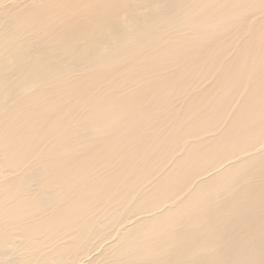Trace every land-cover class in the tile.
<instances>
[{
	"label": "bare ground",
	"instance_id": "6f19581e",
	"mask_svg": "<svg viewBox=\"0 0 264 264\" xmlns=\"http://www.w3.org/2000/svg\"><path fill=\"white\" fill-rule=\"evenodd\" d=\"M241 1L0 0V264H264V143L245 145L247 157L224 160L235 153L231 141L249 140L242 132L252 112L264 136V0ZM247 8L263 19L246 20ZM246 21H255L253 28ZM201 25L236 30L222 36L238 45L234 68L216 41L222 30L214 37ZM129 87L139 90L128 95ZM192 87L206 89L192 94L199 92ZM224 87L236 92V107L224 103H233L226 95L231 99L214 110L210 100L219 92L225 98ZM171 92L196 112L187 117L191 124L179 115L181 98L171 107ZM164 100L173 101L171 113ZM161 106L169 121L182 123L171 120L170 128L166 117L151 121L143 112ZM185 122L193 124L190 139L212 130L189 142ZM147 127H169L164 136L173 132L177 143L168 146L160 134L147 159L152 149L141 137L130 139ZM155 130L141 135L151 138ZM186 167L214 173L194 181ZM92 192L93 203L110 198L96 208L88 203ZM96 209L97 216L87 214ZM65 226L73 231L68 238Z\"/></svg>",
	"mask_w": 264,
	"mask_h": 264
},
{
	"label": "rangeland",
	"instance_id": "374dc122",
	"mask_svg": "<svg viewBox=\"0 0 264 264\" xmlns=\"http://www.w3.org/2000/svg\"><path fill=\"white\" fill-rule=\"evenodd\" d=\"M239 1H240V0H239ZM243 1H244V0H242L241 2H243ZM245 1H246V0H245ZM252 9H255V8H252ZM252 9H251V8H250V9L247 8V11H248L247 13H245V12H246V11H245L246 9L244 10V11H245L244 14L247 16V17L245 18L246 20H248V17L251 18L252 20H254V19H257L258 17H260V16L262 15L261 12L259 13L260 16H259V14L257 15V13H258L257 11H258L259 9H258V10H257V9H256V10H252ZM249 10H251V11H249ZM252 11H253V12H252ZM254 12H255V13H254ZM253 13H254V16H253ZM248 14H249V15H248ZM245 15H244V17H245ZM255 16H256V17H255ZM261 17L264 18V15H262ZM261 17H260V18H261ZM260 18H258V20H259ZM263 18H261V20H262ZM252 20H251V21H252ZM254 22H255V21H254ZM254 22H252V23H254ZM256 22H257V20H256ZM261 22H263V21H261ZM246 23H247V21H246ZM252 23H251V22H250L249 24L247 23L248 26H251V27H248V28H253L254 25L252 26V25H251ZM255 24H257V23H255ZM202 27H203V28H202ZM209 27H210V26H209ZM230 27H231V26H230ZM230 27H226V28L228 29V28H230ZM200 28H201V29H207V30L209 31V34L211 33L210 35H211V36L213 35L214 37H215V36H217V37L219 36V35H216V33H217V34H220V33H221V34H224V35H221V34H220V35H221V36H219L220 38H222V36H225V34H228V33H227L228 30L225 31L226 28H224V31H225V32H224L222 29H219L220 31L222 30L220 33H218V32H219L218 29H214L215 32H214V31H211V30H210L211 28H207L206 25H201ZM232 30H233V31H230V30H229V34L226 35L227 37H230V38H231V36H232L233 34L236 33V30H235V31H234V29H232ZM233 32H234V33H233ZM231 34H232V35H231ZM247 35H248L247 33H244L243 38H246ZM235 36H236V34H235ZM235 36H234V38H235ZM214 37H212V38H214ZM227 37H226V38L223 37L221 40H220V38H217L218 40L216 39V41H217L218 44H219V42H223V44L220 43V44L223 45V46L220 47L221 45L219 44L218 47H219V49H220V48L222 49V51L225 53V54L223 53L225 56L228 55L229 58H228V57H225V56L222 54V55L225 57V59H226L225 62L228 63V61H229V63H230V64L228 63L227 65L233 67V64H236L235 61L237 60V62H238V57H241V56L239 55V53H238L239 56H238V55H235V53L237 54V52L234 53V50H235V49L238 50V49H237V46H238V45H235L234 43H231V44H234V45H230V40H227V39H229V38H227ZM232 37H233V36H232ZM237 37H238V36H237ZM234 38L231 39V42H233V41L235 42L236 38H235V39H234ZM238 38H239V37H238ZM214 40H215V39H214ZM219 40H220V41H219ZM201 41L203 42V40H201ZM201 41H200V42H201ZM204 41H205V40H204ZM224 41H225L226 44L224 43ZM227 42H229V43H227ZM244 43H245V42H243V45H241V47H247L248 44H244ZM224 44H225V45H224ZM244 45H246V46H244ZM225 46H227L228 48L225 47ZM224 48H226V49H224ZM221 49H220V50H221ZM223 49H224V50H223ZM230 49H231V50L233 49V51H231ZM243 49H244V48H243ZM245 49H246V48H245ZM225 50H226V51H225ZM229 50H230V51H229ZM236 50H235V51H236ZM229 52H230V53H229ZM246 52H247V51H246ZM233 53H234V54H233ZM230 54H231V55H230ZM245 54H246V53L243 52L242 56L245 55ZM234 55H235V60H234V59H231L232 62H230L229 59H230L232 56L234 57ZM213 56H214V55H213ZM237 56H238V57H237ZM233 57H232V58H233ZM211 58H212V57H211ZM213 58H216V59H217V56L215 55ZM218 58H220V57H218ZM227 58H228V61H227ZM237 65H238V64H237ZM237 65H236V67H237ZM233 68H234V67H233ZM206 78H208V77H206ZM204 79H205V78H204ZM202 80H203V79H202ZM202 80H199V82H201ZM205 80H206V84H207V86H208V85L211 84V81H212L213 79H211V77H210L209 80H208V79H205ZM203 82H204L203 84L205 85V81H203ZM201 83H202V82H201ZM124 88H125V87H124ZM127 88H128V87H126L125 90H127ZM130 88H131V89H130ZM138 88H139V87H129L128 90H129L130 92L127 91V92H129V93H126V94L130 95L132 92L136 93V92L139 90ZM192 88H194L195 90H198V91H199V92H197V91L195 92L193 89H191V93H192V91H193L194 94H195V93H201V92H202V89H203V90L206 89V87H192ZM207 88H210V89H211L212 87H207ZM214 88H215V87H214ZM233 88H235V87H233ZM233 88H232V89H233ZM135 89H138V90L136 91ZM174 89H175V91L177 90L176 87H174ZM174 89L172 88V91H173ZM200 89H201V90H200ZM212 89H213V88H212ZM225 89H227V88L224 87V89H222V91L225 90ZM229 89H230V88H229ZM229 89H227V90H229ZM122 91H123V90H122ZM230 91H232V92L230 93ZM230 91H226V90L223 91V92H225V95H224L225 98H222V97H223V96H222L223 94H222V92H219V93H221V94H219L218 97L221 95V96H222V97L220 96V97H221V100H218V97H217V99L215 100V103L213 102V100H210V101H212V103H210V104H212L211 107L214 105V106H215V107L213 106L214 110H215V109H220V107H218V105L221 106V105H222V102L225 101L224 99H226V100L228 101V99L230 100L231 98H232L234 104H233V103H230V101H229V102H226V101H225L224 103H226V104H227L228 106H230V107H232V106H233V107H234V106L236 107V103H237V102L235 101V98H237V97H234V96L232 95L233 93L236 94V92H234L233 90H230ZM125 92H126V91H125ZM173 92H174V91H173ZM173 92H171V93H173ZM134 93H133V94H134ZM182 93H183V92H182ZM192 94H193V93H192ZM238 94H239V93H237V95H235V96L240 97L241 94H240V95H238ZM149 95H150V94H149ZM149 95H145V96H148V97H149ZM174 95H175V94L173 93L172 95H169V97H166V99L171 98V99H169V100H172V99H173V101H174V100L176 99V96H177V95H176V96H174ZM181 95H182V94H181ZM183 95H184V93H183ZM183 95H182V96H183ZM226 95H227L228 97H231V98H228V97L226 98ZM145 96H144V98H145ZM171 96H172V97H171ZM216 96H217V95H216ZM174 97H175V99H174ZM177 97H179V96H177ZM149 98H151V99H149ZM149 98L146 97L147 100L149 99V100L152 101V100H155L156 97H153V94H152ZM180 98H181V100H180ZM180 98H177L176 100L179 99L181 102L183 101V103H181V104H180L179 102H176V101H174V102H173V101L170 102L169 100H167V101L164 100V101L166 102V104H167L168 102H170V103L173 102V104H171V107H172V105L175 106V105H178V104H180L181 107L184 106V110H185V111L183 110V108L181 109V110H182V113L184 114V116H182L181 110L179 109L180 107H178V110H180V113H181V114L178 112V110H176V113H175V111H174L175 116H177V112H178L179 115H181V117H183V118H182L183 123H184V118L186 117V119H185V121H186V120H187V117H188L190 114L192 115V116L190 115V116L192 117V118H190V119H193V120H194V119H195L194 115H195L196 112L194 113V112L189 111V110H190V107H187V106L183 105L184 102H185V103H188L187 99H185V101H184V99H182V97H180ZM183 98H184V96H183ZM179 100H178V101H179ZM222 100H224V101H222ZM186 101H187V102H186ZM210 101H207V102H210ZM220 101H222V102L220 103ZM207 102H206V103H207ZM175 103H177V104H175ZM213 103H214V104H213ZM166 104H163V105H166ZM174 104H175V105H174ZM189 104H191V103H189ZM210 104L208 103L207 106H210ZM182 105H183V106H182ZM187 105H188V104H187ZM205 105H206V104H205ZM166 106H167V108H166L167 110H168V106H169L170 110H171V109L173 110V108L170 107V104H169V105L167 104ZM191 106H192V105H191ZM216 106H217V107H216ZM131 107H132V106H130L129 108L132 109ZM175 107H176V106H175ZM185 107H186L187 109H185ZM225 107H226V106H225ZM230 107H228V110L231 109ZM263 107H264V104H263ZM150 108H151V107H150ZM150 108L148 107V108H146V109L144 108L145 110H143V109H142V110H143V112H145V114L147 113V114L145 115V116H147V117L149 116L148 113L150 114V112H151V117H152V118L149 117V119L151 118V121L154 119L153 117H156L155 119H159V121L163 122V120H164L165 117H166L168 120H167V119L164 120V123H165L164 125H168V123H169L172 119H175V118H173V117H172V118L170 117L171 120L169 121V116H168V114H167V110L163 112V109H164L163 106H161V108L155 107V109L158 111V115H157V116H158V117H159L160 115H161V116H164V118L161 117L162 120H161L160 118H158L157 116H154V115H156L157 111H154V112H153L154 109L151 111ZM152 108H153V106H152ZM222 108H223V107H221V109H222ZM148 109H149V110H148ZM158 109H161V111L158 110ZM174 109H176V108H174ZM223 109H225V108H223ZM226 109H227V108H226ZM226 109H225V110H226ZM146 110H148V111H146ZM172 110H171V111H168V113H169V112L171 113ZM183 111H184V112H183ZM189 112H191V113H189ZM197 112H198V111H197ZM152 113H153L154 115H152ZM160 113H161V114H160ZM186 113H187V115L185 116ZM159 114H160V115H159ZM165 114H167V116H166ZM174 114H173L172 116H174ZM193 114H194V115H193ZM143 115H144V113H143ZM169 115H171V114H169ZM255 115H256V114H255ZM255 115H254V113L252 112V116H254V117H253L252 119H249V120H251V123H250V121H247V122H249V123H247L246 126H244V127H246V129H247V127H248V130L245 129L246 131H243V132H242V133L244 134L245 137L248 135V134L245 135V132L250 134V135H248V136H250V138L247 136V138L249 139V140H248L249 142H248L247 139L244 137V138L246 139L245 144H244V143H241V142L239 141V142H237V143H240V144H236L237 146H240L241 144H242V146H243V144H244V146H243V148H244L245 145L248 146V144H252V143H253V146H249V148H250V147H253V148L255 149L256 146H254V144H255L256 141H257L256 144H258V145H257L258 148H260V146H261V147L263 146L262 143H264V136H260V137H262V138H259V133H261V129H262L261 126H260L261 124H256V123H258V122H256V121H259L260 118H259V116H256V117H255ZM175 116H174V117H175ZM190 116H189V117H190ZM178 117H179V116H178ZM178 117H177V118H178ZM181 117H179V120L177 119L178 121H177V120H175V121L178 122V123H180V122H181ZM144 118H145V117H144ZM142 119H143V118H142ZM142 119L140 118V120H142ZM190 119H189V121H193V120H190ZM222 120H223V117H222ZM222 120L219 119V122L222 121ZM253 120H254V121H253ZM142 121H143V120H142ZM157 121H158V120H157ZM157 121L155 120V121H153V122H156L157 124H162L161 122L158 123L159 121H158V122H157ZM175 121H174V120L171 121V126L174 125L173 122H175ZM217 121H218V120H217ZM139 122H141V121H139ZM186 122L188 123V120H187ZM186 122H185V126H184L185 128H186V126H189V125H187ZM214 122H215V121H214ZM254 122H255V124H253ZM260 122H261V121H259V123H260ZM122 123H123V122H120L119 125H122V126L124 125V126H125L124 128L127 129V128H126V127H128L127 123H126V122H125V124H122ZM156 123H153V124L155 125ZM181 123H182V122H181ZM223 123H225L224 120H223ZM223 123H221V124H223ZM263 123H264V122H263ZM117 124H118V123H117ZM137 124H138V123H137ZM153 124H151V127H150V128H153V127H154V126H152ZM157 124H156V125H157ZM169 124H170V123H169ZM172 124H173V125H172ZM188 124H191V123L189 122ZM211 124H212V123H211ZM211 124H210L209 126L212 127L213 125H211ZM213 124H214V125H215V124L218 125V122H215V123H213ZM221 124H220V125H221ZM225 124H226V123H225ZM156 125H155V127H156ZM164 125H163V126H164ZM248 125H249V126H248ZM251 125H253V126H251ZM149 126H150V125H149ZM149 126H148V127H149ZM163 126L161 125V127H163ZM168 126H169V125H168ZM192 126H193V124L185 129L186 134H185V132H184V129L182 130V128H179L178 130H177V129L175 130V126H174V129H173V132H174V130H175V132L177 131V133H179V132H180V133H183V132H184V134L186 135V136L184 135V136H185V139H186V137H188V136H187V131H186V130H188V128H190L189 130L191 131V127H192ZM221 126H222V127H221ZM221 126H220L221 128H218V129L222 130L223 127H224V125H221ZM250 126H251V127H250ZM148 127H147L146 130H145L146 127L144 128V130H142V131H144V132L139 131V132H141V133H138V131H136L138 134H137V133H133V132H132L133 134L130 133L129 136H127V138L130 137V136H132V135H134L133 138L131 137L130 139L133 140V139L135 138L134 140H135V141L137 140L138 142H139V140H140L139 143H142V145H146L147 147L151 148L152 150H150V153H149V151H146L147 153H144V155L149 156L147 159H149V158L151 159L152 156H153V155L151 156V154H152V153H153V154H156V153H157V152H156V150H157L156 148H158V146H157L158 143H157V142H159L158 140L160 139V136H159V135H160V134H163V136H164V134L166 133L165 131L168 130V128H169L170 126L167 127L166 130H165V128H164L163 130H165V131H164L163 133H162V129H161V133H160L159 131H160V128H161V127L158 125L157 128L160 127L159 129H156V128L152 129V130H155V129H156L154 132L157 133V134H155V133L153 132L154 135H151V138H150V136H149V137H146V135H147L149 132L152 131V130L149 129ZM165 127H166V126H165ZM184 127H183V128H184ZM194 127H196V125H195ZM194 127L192 128L193 131L195 130ZM217 127H218V126H217ZM217 127H216V128H217ZM225 127H226V126H225ZM252 127H253V128H252ZM121 128H122V127H121ZM121 128H120V130H122ZM124 128H123V129H124ZM170 128H171V127H170ZM170 128H169V129H170ZM176 128H177V127H176ZM212 128H213V127H212ZM249 128H250V129H249ZM254 128H255V129H254ZM257 128H258V129H257ZM263 128H264V127H263ZM116 129H118L117 131H119V127L116 128ZM125 129H124V130H125ZM141 129H142V128H141ZM197 129H198V128H196V130H197ZM208 129H210V128H207V130L205 129V130H206L205 133L203 132V129H202V131L200 130L201 132H203L201 135H204V137H205L206 134H207V132H209V131L212 130V129H210V130H208ZM214 129H215V126H214ZM218 129H217V130H218ZM252 129H253V130H258V131H256V132L258 133V135H256L257 133H253V130H252ZM124 130H122V131H124ZM149 130H150V131H149ZM189 130H188V131H189ZM198 130H199V129H198ZM217 130H215L213 133H216V132L219 131V130H218V131H217ZM249 130H251V131H249ZM145 131H149V132L146 133L144 136L141 135V134L145 133ZM157 131H158L159 133H158ZM169 131H172V129H170ZM193 131H192V132H193ZM200 131H199V133H201ZM247 131H249V132H247ZM167 132H168V131H167ZM173 132H171L172 134H169L170 132L167 133V134H166V137L164 136V137L166 138V141L168 140V141L166 142V144H167L168 146H170V145L172 144V142H173L172 145H174L175 143H177L178 138H177V137H176V138H175V137H172V136H174V135H173ZM194 132H195L196 134H199L197 131H194ZM195 133H194V134H195ZM131 134H132V135H131ZM135 134H136V135H135ZM150 134H152V132H151ZM150 134H148V135H150ZM191 134H192V133H191ZM208 134H210V132H209ZM211 134H212V133H211ZM139 135H140V136H139ZM148 135H147V136H148ZM167 135L170 136L171 138L175 139L176 141H174L173 139L171 140L170 137H168ZM189 135H190V134H189ZM199 135H200V134H199ZM238 135H239L238 138H239L240 136L242 137L241 132H239ZM251 135H252V136H251ZM207 136H208V135H207ZM257 136H258V137H257ZM140 137H141V138H140ZM153 137H154L155 139L157 138L158 140H157V139L155 140ZM194 137H195V135H194ZM196 137L198 138V135H196ZM204 137H201V136H200V138H198V140H201V139L204 138ZM241 137H240V139H243V140H241V141L243 142L245 139H244L243 137H242V138H241ZM136 138H138V139L140 138V139L138 140V139H136ZM143 138H144V141H141V140H143ZM146 138H148V139H146ZM152 138H153L154 140H153ZM190 138H191V137L189 136L188 139H187V140H189V142H197V141H198V140H196L197 138H193V137H192L193 140L190 139ZM236 138H237V137H236ZM238 138H237V139H238ZM253 138H254V139H253ZM255 138H256V140H255ZM118 139H119V138H118ZM121 139H122V138H121ZM128 139H129V138H128ZM194 139H195V140H194ZM259 139H260V140H259ZM119 140H120V139H119ZM134 140H133V142H135ZM151 140L154 141V142H153V143H155L154 145H152L153 143H152ZM170 140H171V141H170ZM250 140H251V141H250ZM253 140H254V141H253ZM258 140H259V143H258ZM116 141H118V140H116ZM128 141L131 142V140H128ZM137 141H136V142H137ZM148 141L151 142L150 145H152V146H150V145L148 144V143H149ZM234 141H235V140H234ZM234 141H233V142L231 141L233 144H231V142H230V144H229V146H228V149H230V148L232 147L235 151H233V150H230V151H233V153H234V152H235V153L232 154V156H231V154H227V156H225V158L223 157L224 160H225V163H227L226 159H227V160L229 159L228 161H230V158H229V157H231V160H232L234 157H236V159H234V162H235V161L238 160L239 157H240L239 159H241V158H243V157H247V156H249V155L247 154L248 152H247V153L245 152V149H246V148H244V149H242L241 147H238V148H237L236 145H234ZM261 141H262V142H261ZM118 142H119V141H118ZM130 142H129V143H130ZM133 142H132V143H133ZM170 143H171V144H170ZM235 143H236V142H235ZM118 144H119V143H118ZM260 144H261V145H260ZM127 145H128V144H127ZM127 145H126V147H127ZM259 145H260V146H259ZM147 147H146V148H147ZM153 147H156V148L154 149ZM171 147H172V146H171ZM149 148H147V150H149ZM232 148H231V149H232ZM240 148H241V149H240ZM249 148H247V149H249ZM253 148H251L250 151H252ZM238 149H239V150H238ZM171 150H173V151H170V152H171V153L174 152V153H175V156L178 154L177 151H176V149H171ZM240 150H241L242 152H245L246 154L244 153L245 155H243V154L241 153ZM243 150H244V151H243ZM151 151H152V152H151ZM157 151H158V150H157ZM230 151H229V152H230ZM247 151H249V150H247ZM254 151H255V150H254ZM254 151H253V152H254ZM154 152H155V153H154ZM238 152H240L241 155H237V154H240V153H238ZM253 152H251V154H252ZM171 153H169V155H172V156H170V157L168 156L170 159H172V158L175 157V156H173L174 153H172V154H171ZM176 153H177V154H176ZM231 153H232V152H231ZM236 153H237V154H236ZM235 154H236V155H235ZM251 154H250V155H251ZM150 156H151V157H150ZM232 157H233V158H232ZM169 158H168V161H169V163H171V161H172L173 159L170 161ZM223 158L220 159V160H223ZM144 159H146V158H144ZM168 161L166 160L165 162H168ZM142 162H144V163L146 164L147 161L145 160V161H142ZM218 162L220 163V165H219ZM218 162H217L218 165L221 166V163H223L224 161H222V162L218 161ZM231 162H232V161H231ZM169 163H168V164H169ZM225 163H224V164H225ZM141 164H142V165H141ZM168 164L163 163V165L165 166L163 169L166 170V169L168 168V166H169ZM139 165H140V166H143V163H139ZM146 165H147V164H146ZM218 165H217V166H218ZM144 166H145V165H144ZM190 166H191V167H190ZM190 166L188 167L189 170L192 169V168H194L193 170L196 169V165H190ZM192 166H193V167H192ZM217 166H216V165H215V166L212 165L211 167H212L213 170H214ZM223 166H224V165H223ZM223 166H222V167H223ZM159 167H160V166L156 167L155 169H157V171H159V170L162 168V167H161V168H159ZM166 167H167V168H166ZM209 167H210V166H209ZM222 167H218V168L221 169ZM99 168H100V167H99ZM212 168L209 169V168L207 167V170L210 172V174H209V172H207V173H205L206 175H204L203 173H204V171H207V170H204L203 172H200V173H197V174H195V172H194L193 170H191V171L187 170V167L185 168L186 170H185V169H184V170H185V173H186V172H187V173H188V172L191 173V176L193 175V178H194L193 180L196 181V180H198L199 176H202V175H204V176L211 175V173H212L211 171H213ZM100 170L102 171L103 169H99V170L97 169V171H96V168H95V172H98V171H100ZM216 170H219V169L216 168ZM216 170H215V171H216ZM101 171H100V172H101ZM103 172L105 173L104 170L102 171V173H103ZM160 172H161V171H160ZM163 172H164V170H163ZM192 172H193V173H192ZM74 173H75V172H74ZM98 173H99V172H98ZM187 173H186V174H187ZM189 173H188V175H189ZM213 173H214V171H213ZM74 175H75V174H74ZM189 176H190V175H189ZM191 178H192V177H191ZM87 179H89V178H87ZM123 179H125V178H123ZM126 179H127V178H126ZM199 179H200V178H199ZM83 180H86V179H82L81 182H82ZM193 180L191 179V182H192ZM76 181L78 182L79 180L77 179ZM89 181H90V180H89ZM87 194H88V193H87ZM90 195H91L90 193H89V196L87 195V197H88L87 199L90 201V202H88L89 205H92V203H93L94 201H96V196L93 194V192H92V195H91V196H90ZM93 195H94L95 197H94ZM92 196L94 197V200H93V197H92ZM85 197H86V195H85ZM89 198H90V199H89ZM91 198H92V200H91ZM98 198H100V197H98ZM109 198H110V196L105 195V196H103V198H102L101 201H98V202H100V203H98V202H96V203H98L97 205H99V204H101L104 200H108ZM84 200H86V198H85ZM97 200H99V199H97ZM13 201H14V200H13ZM92 201H93V202H92ZM10 203H12V201H11ZM96 203H93V204H95V207L97 208ZM63 207H66V206H63ZM90 207H91V206H90ZM62 209H63V208H62ZM88 209H89V208H88ZM154 209H156V211H158L157 209H159V208H158V206H157V207L154 208ZM63 210H64V209H63ZM63 210H62V211H57V212H56V213H57L56 215H61V214H63V213L65 212V210H64V212H63ZM96 210H97V212H95V213H94V211H93V212L90 211V212H87V214L90 213V214H88L89 216H90V215H94V216H95V214H96V216H97V215L100 213V211H99L98 209H96ZM141 211H142V210H141ZM141 211H139V212H141ZM150 211H151V210H150ZM153 211H154V210H153ZM59 212H60V213H59ZM139 212H137V214H138ZM146 212H148V211H146ZM151 213H152V212H151ZM142 214H143V213H142ZM144 214H145V212H144ZM86 217H88V216L85 215L84 218H86ZM66 229H67V232L69 233L68 235L66 234L67 236H66L65 234H63L64 232H66ZM62 231H64V232L61 233V235L63 234L62 236L67 237V238H68V236L70 237L71 233L73 232V231H72V228H70V227H68V226H67V227L65 226V227L62 229ZM69 231H70V232H69ZM67 232H66V233H67ZM58 239H59V237H58ZM65 239H66V238H65ZM54 240H55V239H54ZM59 240H60V239H59ZM63 240H64V238L62 239V241H63ZM56 242H58V241H56ZM56 242H55V243H56ZM60 242H61V240H60ZM47 247H48V246H45V248H47ZM45 248H44V250H45ZM41 249L43 250V248H41ZM49 249H50V248H49ZM49 249H48V250H49ZM44 250H43V251H44ZM97 251H98V250H96V251H92V252H89L87 256L85 255V257H86V258H88V257L90 258V257H92V255L95 254ZM45 252H47V250H45ZM89 254H90V255H89ZM91 254H92V255H91ZM83 259H84V258H83Z\"/></svg>",
	"mask_w": 264,
	"mask_h": 264
}]
</instances>
